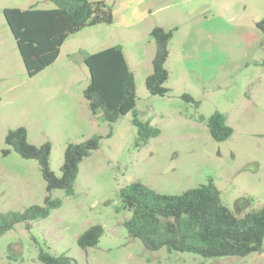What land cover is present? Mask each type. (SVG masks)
Here are the masks:
<instances>
[{"label":"rangeland","instance_id":"1","mask_svg":"<svg viewBox=\"0 0 264 264\" xmlns=\"http://www.w3.org/2000/svg\"><path fill=\"white\" fill-rule=\"evenodd\" d=\"M91 1L104 2L112 21L70 34L56 60L28 76L3 8L54 5L0 0V212H23L43 204L48 194L37 160L5 143L9 129L24 126L35 145L49 141V166L56 175L67 143L100 136L99 147L79 164L73 194L53 189L49 194L61 199L59 207L29 228L17 222L0 235V264H42L40 249L69 256L71 264H264V251L203 257L164 247L149 250L122 225L130 211L119 197L120 187L133 181L179 194L212 180L235 214L264 205V35L256 26L264 0ZM154 26L172 32L164 96L151 95L145 86ZM116 44L133 73L134 110L160 131L142 147L135 145L132 111L110 123L92 115L83 96L89 82L83 58ZM183 93L194 101L184 100ZM214 111L224 113L232 128L222 141L207 130ZM93 224L104 232L95 246L82 249L77 237Z\"/></svg>","mask_w":264,"mask_h":264},{"label":"trees","instance_id":"2","mask_svg":"<svg viewBox=\"0 0 264 264\" xmlns=\"http://www.w3.org/2000/svg\"><path fill=\"white\" fill-rule=\"evenodd\" d=\"M48 1L54 6L38 8L32 4L27 8L4 7L2 11L28 76L51 65L70 34L86 26L112 21L111 10L102 1ZM256 26L264 35V16ZM150 35L155 43V52L152 72L146 76L145 86L151 95L164 96L169 91L164 85L168 78L165 61L172 32L154 26ZM83 62L89 74L83 96L92 115L100 114L104 121L112 123L132 111L137 147L146 145L151 137L159 134L157 127L149 120L140 119L134 110V77L121 45L89 53ZM181 97L194 101L189 93H183ZM206 126L216 141L225 140L232 134L226 115L220 111H214L207 118ZM99 140V135H92L81 142L67 143L60 174L56 175L49 166V141L35 145L27 140L24 126L9 129L5 143L20 156L37 160L48 194L43 204H32L23 212H0V235L17 222H24L29 228L32 221L47 217L51 209L59 207L61 199L51 198L49 194L53 189L73 194L79 164L99 147ZM4 153H9V149ZM119 197L122 207L130 211L122 225L130 237L138 238L149 250L164 247L168 251L191 252L203 257H243L264 251V205L235 214L222 202L212 180L179 194L158 193L140 181H133L120 187ZM103 232L101 224L90 225L77 237V245L82 249L95 246ZM37 258L42 264L72 262L69 256L53 255L43 249L39 250Z\"/></svg>","mask_w":264,"mask_h":264}]
</instances>
